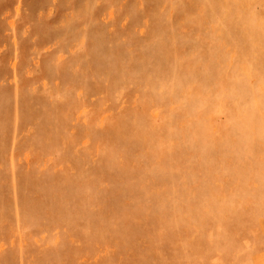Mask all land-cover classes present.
<instances>
[{
	"label": "rangeland",
	"instance_id": "1",
	"mask_svg": "<svg viewBox=\"0 0 264 264\" xmlns=\"http://www.w3.org/2000/svg\"><path fill=\"white\" fill-rule=\"evenodd\" d=\"M0 264H264V0H0Z\"/></svg>",
	"mask_w": 264,
	"mask_h": 264
}]
</instances>
